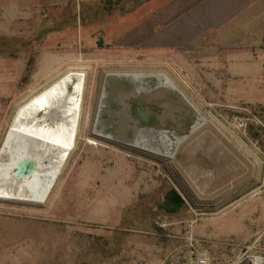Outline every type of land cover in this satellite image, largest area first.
Listing matches in <instances>:
<instances>
[{
  "label": "rangeland",
  "instance_id": "374dc122",
  "mask_svg": "<svg viewBox=\"0 0 264 264\" xmlns=\"http://www.w3.org/2000/svg\"><path fill=\"white\" fill-rule=\"evenodd\" d=\"M220 4L0 0V142L29 95L67 69L87 75L76 144L47 199L0 200V264H189L199 252L228 264L244 245L264 258V21L216 20ZM120 72L164 74L239 132V151L216 124L203 136L216 149L180 145L170 159L105 133L102 88ZM170 187L186 195L167 213Z\"/></svg>",
  "mask_w": 264,
  "mask_h": 264
},
{
  "label": "bare ground",
  "instance_id": "6f19581e",
  "mask_svg": "<svg viewBox=\"0 0 264 264\" xmlns=\"http://www.w3.org/2000/svg\"><path fill=\"white\" fill-rule=\"evenodd\" d=\"M86 80L85 71L67 69L14 108L0 142V200L47 199L76 144ZM52 114L60 120L51 121ZM148 136L137 131L132 142L139 145Z\"/></svg>",
  "mask_w": 264,
  "mask_h": 264
},
{
  "label": "flooded vegetation",
  "instance_id": "af4514ba",
  "mask_svg": "<svg viewBox=\"0 0 264 264\" xmlns=\"http://www.w3.org/2000/svg\"><path fill=\"white\" fill-rule=\"evenodd\" d=\"M115 74L120 76H114ZM119 102L124 105L125 114H132L136 123L127 116L125 124L121 121L114 123L118 120L115 109H118ZM101 103L109 104L105 110V121L109 122V126L115 125L112 131L103 128L105 133L115 136L128 133L132 139L137 131H148L149 136L140 144L141 149L167 159L176 155L180 145L190 151L207 155L209 151L216 149L218 141L212 142L209 147L203 146V136L208 133L204 126L210 124L214 127V124L224 122L214 108L209 107L208 112L203 111L162 73L109 74L102 88ZM231 131L235 133L233 128ZM172 189L180 193L185 200L184 192L170 187L163 195L164 208L167 207Z\"/></svg>",
  "mask_w": 264,
  "mask_h": 264
},
{
  "label": "crops",
  "instance_id": "0c3cea01",
  "mask_svg": "<svg viewBox=\"0 0 264 264\" xmlns=\"http://www.w3.org/2000/svg\"><path fill=\"white\" fill-rule=\"evenodd\" d=\"M225 1V0H224ZM223 0H221V4L219 5L220 8H217V15L215 16V19H218V16L220 14V18L223 17V13H227L228 11L232 12V15H228L227 18H233V21L236 22V24L238 25L237 27H240V24H242V26H247V27H254L256 29H258L261 25L259 24V22L261 20L264 21V7L261 6L259 7L256 4H253L250 0H245V2H243L244 0H238L237 4L232 5L231 9L229 8V4H224ZM242 1V3L239 4V2ZM253 1V0H252ZM190 5V4H189ZM261 8H263L261 10ZM219 18V19H220ZM224 18V17H223ZM216 19V20H217ZM222 19V18H221ZM171 33V32H170ZM189 39V38H188ZM188 39H181L176 41L174 44H183V45H191V44H196L197 41L194 42H188ZM225 122H221L218 123L217 125H220V128L222 130V132H225L226 134H229V132L232 135V141L233 138H236V145H237V150L239 151L240 148V135L239 132H237V135H235V133L233 134L232 131H230L229 126H225ZM224 150L228 151V148L223 144L222 145V154L224 155ZM239 162V160H238Z\"/></svg>",
  "mask_w": 264,
  "mask_h": 264
},
{
  "label": "water",
  "instance_id": "95a60500",
  "mask_svg": "<svg viewBox=\"0 0 264 264\" xmlns=\"http://www.w3.org/2000/svg\"><path fill=\"white\" fill-rule=\"evenodd\" d=\"M263 65H264V62H263ZM114 76H120V75H114ZM121 104V105H120ZM118 107V106H117ZM124 105L122 106V103H119V107H118V109L116 110L115 109V113H116V115H117V119L118 120H116V121H114V123H119L118 121H121V122H123L124 124L127 122V120L125 119V117L127 116L129 119L130 118H132V122L133 123H136V120L133 118V116H132V114H130L129 116L127 115V114H125V112H124ZM120 109V111H121V113L119 114V112H118V110ZM153 115V114H152ZM60 118H61V116L60 115H58V114H52V115H50V120L51 121H59L60 120ZM113 137H116L115 135H112ZM135 137V135L133 136V138ZM132 138V139H133ZM142 142H144V140L142 139V138H140L139 139V141H138V143H139V145L138 144H136V143H134V145L135 146H141L140 144L142 143ZM28 164H25V166L23 167V169H22V171L23 172H25V174H27L28 173ZM169 198V201H168V203H167V207L166 208H164L165 209V212H167V213H172V212H174V211H176V210H178L182 205H183V203L185 202V200H184V198H183V196L180 194V193H178L175 189H172V195L170 196V197H168Z\"/></svg>",
  "mask_w": 264,
  "mask_h": 264
},
{
  "label": "built area",
  "instance_id": "2783aa9c",
  "mask_svg": "<svg viewBox=\"0 0 264 264\" xmlns=\"http://www.w3.org/2000/svg\"><path fill=\"white\" fill-rule=\"evenodd\" d=\"M189 264H207L206 254L197 253ZM228 264H264V258L253 250L252 245H244Z\"/></svg>",
  "mask_w": 264,
  "mask_h": 264
}]
</instances>
